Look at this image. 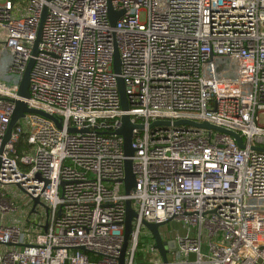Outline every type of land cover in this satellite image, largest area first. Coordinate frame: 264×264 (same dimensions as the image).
<instances>
[{"label": "built area", "instance_id": "built-area-1", "mask_svg": "<svg viewBox=\"0 0 264 264\" xmlns=\"http://www.w3.org/2000/svg\"><path fill=\"white\" fill-rule=\"evenodd\" d=\"M109 6L124 12L115 27ZM44 9L24 101L62 128L26 114L4 146L0 264H119L128 200L136 217L124 264H165L146 224L174 220L186 232L167 264H264V0H0V48L19 77L0 82V149ZM125 114L143 126L129 196L123 138L109 134ZM178 120L236 132L245 147L215 130L152 126ZM16 184L28 193L21 216L5 193Z\"/></svg>", "mask_w": 264, "mask_h": 264}, {"label": "water", "instance_id": "water-1", "mask_svg": "<svg viewBox=\"0 0 264 264\" xmlns=\"http://www.w3.org/2000/svg\"><path fill=\"white\" fill-rule=\"evenodd\" d=\"M46 14H47V10L44 9L42 13V17H41V23H40V27L38 30L37 39L33 46V58L28 62L27 67L20 79L19 87L17 91V94L20 97V99L15 102V108L11 116V121H10L8 130H7V134L4 137V140L1 145L0 155H2L4 146L8 143L12 135L13 128L16 126V124L18 123L20 119L25 117L26 114L40 115L42 117H45L46 119L53 121L59 129L62 128L61 118H58L54 115L47 114L40 110L31 109L28 107V105L24 101L30 98V77H31V72H32V69L35 63V57L38 53V44L40 42L41 27L45 20ZM123 14H124L123 11H115L112 8V6H109L108 17L110 21V26L115 27L117 21L123 16ZM113 71L116 75V81H117V87H118V92H119L120 101H121V107L125 112H127V110H129V103H128V97H127V92L125 88V83H124L123 78L121 77V60H120V54H119V50H118L116 43H114ZM155 125H166V126L168 125H174V126L190 125V126H193L199 129L215 130V131H219V132L232 136L236 140L240 148L245 147L243 144V140L238 133L230 131V130H226L222 127L210 125L208 123H196V122L189 121V120H178L175 122L157 121L152 124V126H155ZM142 128H143L142 125L133 124L131 122L130 117L127 114H125L120 120L119 127L114 132L109 133V134H116L123 138L124 155L126 157L124 161V172H125L124 185H125V193L128 196L134 192L135 187H136V177H135V173L133 170V161H132V157L134 156V153H135V150L132 148L134 131L140 130ZM68 131L70 133L88 132L87 129L78 131L76 128H69ZM2 164H3V159L0 157V169H1ZM35 178L40 179V175H37ZM16 187L20 189L24 194H28L22 188L21 184H16ZM33 201H34V207L37 206L38 204L43 205L40 200V197L33 198ZM135 217H136V213L132 208V202L128 200L126 202L124 243H123V247L121 249V253L119 256V264H124L125 252H126V249L128 246V240H129V237L132 231V221ZM162 226H164V224H146L147 229L150 231V233L152 234L155 240L156 247L159 250V253L162 257L163 262L167 264L168 262L167 250L174 249V247L172 246V244H169L163 241L161 232H160V227ZM45 231H47V227H45ZM80 250L83 252L86 251L84 248H80Z\"/></svg>", "mask_w": 264, "mask_h": 264}, {"label": "rangeland", "instance_id": "rangeland-1", "mask_svg": "<svg viewBox=\"0 0 264 264\" xmlns=\"http://www.w3.org/2000/svg\"><path fill=\"white\" fill-rule=\"evenodd\" d=\"M11 64V57L8 53L3 52L0 48V82L5 83L8 86H12L14 84L15 79L19 78L15 75L9 74L8 68ZM23 131L26 130V125H25V120L22 121L21 123ZM14 187H6L5 188V193L10 194L14 197L16 204L19 208L18 214L19 216L24 214V202H25V194H23L21 191H16L17 193L11 194L14 192ZM160 232L163 235V237L171 239L169 244H172L173 247H175V242L173 240V237L175 235H182L186 232V230L183 228L181 223L178 221L174 220L171 221L169 224H166L162 227H160Z\"/></svg>", "mask_w": 264, "mask_h": 264}, {"label": "trees", "instance_id": "trees-1", "mask_svg": "<svg viewBox=\"0 0 264 264\" xmlns=\"http://www.w3.org/2000/svg\"><path fill=\"white\" fill-rule=\"evenodd\" d=\"M18 149H19V153L21 154L22 153V145H21V142H20V144L18 145V147H17Z\"/></svg>", "mask_w": 264, "mask_h": 264}]
</instances>
